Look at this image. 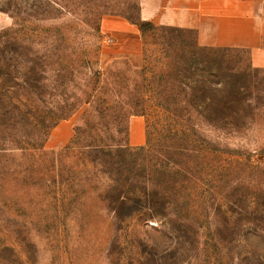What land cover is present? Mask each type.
<instances>
[{
	"label": "rangeland",
	"instance_id": "obj_1",
	"mask_svg": "<svg viewBox=\"0 0 264 264\" xmlns=\"http://www.w3.org/2000/svg\"><path fill=\"white\" fill-rule=\"evenodd\" d=\"M138 3L0 0V150L7 149L0 151V264H264V69L249 68V50L236 56L249 68L248 90L233 105L238 114L186 125L185 137L165 135L169 126L156 113L133 116L129 133L145 143L133 146L129 137V144L148 147L114 152L103 165L98 154H80L90 138L65 150L92 107L56 124L59 85L47 66L54 57L38 43L65 28L102 70L100 86L125 98L141 67L126 59L97 63L95 50L109 42L103 15L137 18ZM143 39L145 48L150 33ZM76 80L82 85L85 76ZM112 133L108 144H124ZM26 143L33 149H18ZM59 168L78 176L75 191L84 189L68 206L57 189Z\"/></svg>",
	"mask_w": 264,
	"mask_h": 264
},
{
	"label": "trees",
	"instance_id": "obj_2",
	"mask_svg": "<svg viewBox=\"0 0 264 264\" xmlns=\"http://www.w3.org/2000/svg\"><path fill=\"white\" fill-rule=\"evenodd\" d=\"M138 8L137 18L114 12L103 15L119 16L137 25L142 39L147 33L151 35V42L145 48L143 39L141 79L133 82L132 92L125 98L117 91L100 86L102 70L100 67L96 70L92 68L87 58L88 51L81 44L69 41L64 32L65 28H56L54 36L50 37L53 42L46 43L48 41L45 40L38 43V46L43 44V47H40L43 55L54 57L48 61L47 66L52 68L53 79L59 85L56 105L59 116L56 124L70 118L83 106L92 107L84 117V127L65 150L70 152L79 141L90 138L87 144L82 146L87 152L80 154L100 155L101 165L107 163L105 160L111 159L114 152L122 151L131 156L134 152L143 151L148 147L146 145L134 148L129 144L128 123L133 116L149 118L151 114L156 113L161 121L169 126L164 130L165 135L179 133L185 137L190 132V128H185L186 125L199 121L213 123L219 118L226 119L238 114L239 108L233 105L248 90L249 76L246 70L250 68L252 71H258L251 65L249 68L241 66V59L236 58L241 51L245 53V49L201 46L197 37L194 41L190 38L192 30L158 27L153 22L143 21L140 17L139 3ZM101 45L99 41L95 50L97 63L100 62ZM81 76H85V83L82 85L76 80ZM128 107L135 108L136 112L127 115ZM174 126L181 127L176 130ZM113 131L123 138L124 144L107 143L106 138L113 139ZM7 140L11 143L17 142L10 136ZM26 144L18 149L23 151L33 149L26 147L30 146V143ZM212 153L209 147L206 154L209 156ZM169 158L167 162L170 161ZM146 170L148 174L151 173L150 167L146 166ZM58 171L62 178V183L57 188L58 193L63 205L68 206L69 203L75 202L77 193L81 195L84 189L78 192L73 189L77 175L65 168H59ZM169 174L167 171L163 172L164 184ZM84 179L86 182L89 180L88 177ZM179 205L181 204L174 206L176 208Z\"/></svg>",
	"mask_w": 264,
	"mask_h": 264
},
{
	"label": "crops",
	"instance_id": "obj_3",
	"mask_svg": "<svg viewBox=\"0 0 264 264\" xmlns=\"http://www.w3.org/2000/svg\"><path fill=\"white\" fill-rule=\"evenodd\" d=\"M140 17L155 25L196 31L199 45L250 51L255 68L264 69V0H139ZM101 59H126L134 68L143 62V39L137 25L119 16H106ZM133 146L143 145L130 135Z\"/></svg>",
	"mask_w": 264,
	"mask_h": 264
}]
</instances>
